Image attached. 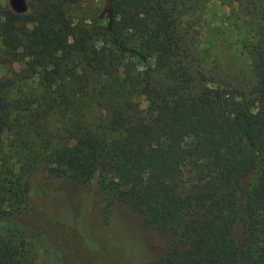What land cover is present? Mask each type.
Returning a JSON list of instances; mask_svg holds the SVG:
<instances>
[{"label": "trees", "instance_id": "trees-1", "mask_svg": "<svg viewBox=\"0 0 264 264\" xmlns=\"http://www.w3.org/2000/svg\"><path fill=\"white\" fill-rule=\"evenodd\" d=\"M31 1L28 15L3 12L4 47L41 62L73 35L62 59L84 55L78 82L108 112L103 128L66 123L61 147L38 166L74 185L97 178L104 224L125 206L147 227L141 235L164 240L159 264H264V0H216L245 6L255 21L234 44L213 35L215 65L198 73L201 86L190 68L199 50L176 23L172 0H111L118 54L94 53V31L68 15V0ZM225 43L240 52H222ZM223 54L228 62L242 56L245 72L236 75ZM13 85L0 80V135ZM32 165L0 170V264H38L45 249L21 218L34 206Z\"/></svg>", "mask_w": 264, "mask_h": 264}, {"label": "rangeland", "instance_id": "rangeland-1", "mask_svg": "<svg viewBox=\"0 0 264 264\" xmlns=\"http://www.w3.org/2000/svg\"><path fill=\"white\" fill-rule=\"evenodd\" d=\"M110 1L68 0V15L94 31V53L109 50L118 54L109 40L114 22ZM172 1L174 18L182 34L190 40L194 51L199 50L194 53L190 68L201 86L206 82L200 81L198 73L208 74L215 65L216 56L211 50L213 35L234 44L243 28L253 24L255 18L239 3ZM32 4L31 0H0V23L5 10L28 15ZM73 41V35L66 37L53 57L34 62L32 56L22 58V50L10 52L0 37V80L8 79L14 84L7 98L10 102L9 127L0 135V170L20 167L24 172L32 164L36 167L31 170H37L31 178L35 190L34 206L30 207L28 216L21 218L43 238L45 249L39 252L38 264H159L164 240L141 235L142 229L147 227L125 206H116L109 224H104L101 210L105 202L97 178L83 186L74 185L68 180L49 178L38 166L61 145L66 123L79 119L89 130L107 124L106 109L86 94L78 82L77 77L85 65L84 55L69 53L62 59V52ZM228 47L232 49L230 53L240 52L238 46L227 43L221 51L228 53ZM232 57L228 62L226 55L220 56L225 66L241 75L247 65L242 56ZM154 61L153 58L152 63ZM123 63L124 57L119 58L117 64L122 66ZM129 63L135 71L136 68L143 69L134 60ZM54 101L60 106H55ZM135 102L141 109L146 108L144 97L137 96ZM2 235L0 230V237Z\"/></svg>", "mask_w": 264, "mask_h": 264}]
</instances>
